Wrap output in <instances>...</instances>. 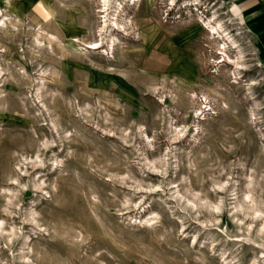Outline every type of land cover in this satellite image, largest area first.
Returning a JSON list of instances; mask_svg holds the SVG:
<instances>
[{
    "label": "rangeland",
    "instance_id": "rangeland-1",
    "mask_svg": "<svg viewBox=\"0 0 264 264\" xmlns=\"http://www.w3.org/2000/svg\"><path fill=\"white\" fill-rule=\"evenodd\" d=\"M183 1L0 0V264H264V52Z\"/></svg>",
    "mask_w": 264,
    "mask_h": 264
},
{
    "label": "crops",
    "instance_id": "crops-1",
    "mask_svg": "<svg viewBox=\"0 0 264 264\" xmlns=\"http://www.w3.org/2000/svg\"><path fill=\"white\" fill-rule=\"evenodd\" d=\"M245 27L264 52V0H230Z\"/></svg>",
    "mask_w": 264,
    "mask_h": 264
},
{
    "label": "bare ground",
    "instance_id": "bare-ground-1",
    "mask_svg": "<svg viewBox=\"0 0 264 264\" xmlns=\"http://www.w3.org/2000/svg\"><path fill=\"white\" fill-rule=\"evenodd\" d=\"M135 1V0H134ZM197 1H193V0H184L183 1V5H181L182 7H189V6H192V5H197ZM212 29L214 32H216V28L212 26Z\"/></svg>",
    "mask_w": 264,
    "mask_h": 264
}]
</instances>
